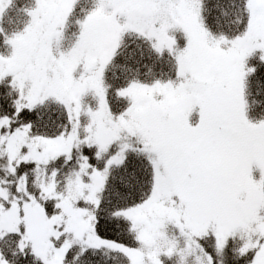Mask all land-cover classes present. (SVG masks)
Returning a JSON list of instances; mask_svg holds the SVG:
<instances>
[{
  "label": "snow or ice",
  "instance_id": "obj_1",
  "mask_svg": "<svg viewBox=\"0 0 264 264\" xmlns=\"http://www.w3.org/2000/svg\"><path fill=\"white\" fill-rule=\"evenodd\" d=\"M0 264H264V0H0Z\"/></svg>",
  "mask_w": 264,
  "mask_h": 264
}]
</instances>
